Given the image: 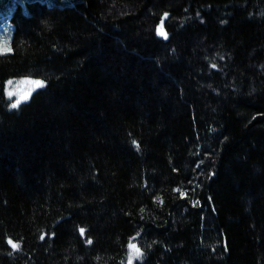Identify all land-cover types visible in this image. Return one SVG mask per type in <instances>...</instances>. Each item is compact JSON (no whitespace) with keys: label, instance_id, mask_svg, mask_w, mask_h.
<instances>
[{"label":"trees","instance_id":"trees-1","mask_svg":"<svg viewBox=\"0 0 264 264\" xmlns=\"http://www.w3.org/2000/svg\"><path fill=\"white\" fill-rule=\"evenodd\" d=\"M8 20L0 264H129L130 243L131 264H264V0H0ZM21 78L44 84L12 108Z\"/></svg>","mask_w":264,"mask_h":264},{"label":"snow or ice","instance_id":"snow-or-ice-1","mask_svg":"<svg viewBox=\"0 0 264 264\" xmlns=\"http://www.w3.org/2000/svg\"><path fill=\"white\" fill-rule=\"evenodd\" d=\"M157 35L160 37L167 38V32L165 31L164 23L161 21L160 25L156 29ZM11 47L10 46H0V53L3 52H10ZM11 87L7 90V95L9 97L16 96L17 99L15 102L11 104L12 108H16L19 106V104L22 101H26L29 98V95L32 90H34L36 87H41L44 84V81L42 80H32L30 78H24L20 81L13 83V81L8 82ZM136 143L135 141L133 142ZM181 195L183 196L184 193L181 192ZM157 200L160 203H163L162 199L160 197H157ZM143 211V209H141ZM81 234L84 233V229H80ZM8 243L13 247L17 248L19 245L14 243L13 241L9 240ZM130 254H129V264H131V261L134 257L141 256V250L136 246L134 243L129 244Z\"/></svg>","mask_w":264,"mask_h":264},{"label":"rangeland","instance_id":"rangeland-1","mask_svg":"<svg viewBox=\"0 0 264 264\" xmlns=\"http://www.w3.org/2000/svg\"><path fill=\"white\" fill-rule=\"evenodd\" d=\"M12 26L13 24L10 23V21L8 20L7 22H5L2 26H0V46H10L11 47V39H12ZM164 38V37H162ZM12 49V48H11ZM4 53V52H3ZM24 78H21L19 80H13V81H20ZM33 80V79H32ZM12 81V80H10ZM15 84V82H13ZM10 88V85L7 83L6 86V93L7 90ZM37 88V87H36ZM35 88V89H36ZM33 91V90H32ZM31 91V92H32ZM31 94V93H30ZM15 98L17 99V97L15 96Z\"/></svg>","mask_w":264,"mask_h":264}]
</instances>
